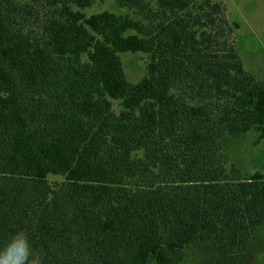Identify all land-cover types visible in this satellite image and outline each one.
I'll return each mask as SVG.
<instances>
[{"label": "trees", "instance_id": "1", "mask_svg": "<svg viewBox=\"0 0 264 264\" xmlns=\"http://www.w3.org/2000/svg\"><path fill=\"white\" fill-rule=\"evenodd\" d=\"M0 0V248L29 234L44 264H243L264 174L221 139L264 142V79L213 0ZM148 59L126 79L121 55Z\"/></svg>", "mask_w": 264, "mask_h": 264}, {"label": "rangeland", "instance_id": "2", "mask_svg": "<svg viewBox=\"0 0 264 264\" xmlns=\"http://www.w3.org/2000/svg\"><path fill=\"white\" fill-rule=\"evenodd\" d=\"M220 3L234 29L235 48L246 71L258 79H264V0H213ZM110 11L128 13L119 9L115 0H106L85 11L86 15ZM126 79L139 81L146 72L148 59L138 53L121 55ZM257 133L251 131L239 137L225 136L221 139V159L226 166L234 165L243 174L260 171L264 174V142L255 144ZM186 264H221L217 258L196 255L193 252ZM243 264H264V225L257 231L251 254Z\"/></svg>", "mask_w": 264, "mask_h": 264}, {"label": "clouds", "instance_id": "3", "mask_svg": "<svg viewBox=\"0 0 264 264\" xmlns=\"http://www.w3.org/2000/svg\"><path fill=\"white\" fill-rule=\"evenodd\" d=\"M0 264H44V256L31 246L29 234L18 230L0 248Z\"/></svg>", "mask_w": 264, "mask_h": 264}]
</instances>
